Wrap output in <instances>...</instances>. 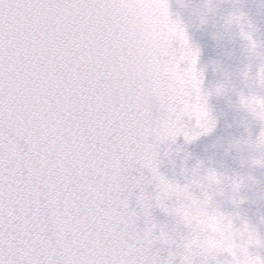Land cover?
Instances as JSON below:
<instances>
[{"label":"snow or ice","instance_id":"6c2138e0","mask_svg":"<svg viewBox=\"0 0 264 264\" xmlns=\"http://www.w3.org/2000/svg\"><path fill=\"white\" fill-rule=\"evenodd\" d=\"M150 0H0V264H157L137 232L174 135ZM160 113L153 119V110ZM132 170L149 176L130 177Z\"/></svg>","mask_w":264,"mask_h":264},{"label":"clouds","instance_id":"9594fccd","mask_svg":"<svg viewBox=\"0 0 264 264\" xmlns=\"http://www.w3.org/2000/svg\"><path fill=\"white\" fill-rule=\"evenodd\" d=\"M147 14L175 121L156 145L180 168L166 179L155 151L168 186L157 207L170 223L152 225V247L166 250L153 256L264 264V0H150Z\"/></svg>","mask_w":264,"mask_h":264},{"label":"water","instance_id":"95a60500","mask_svg":"<svg viewBox=\"0 0 264 264\" xmlns=\"http://www.w3.org/2000/svg\"><path fill=\"white\" fill-rule=\"evenodd\" d=\"M160 113L157 110H153V119H159ZM206 141H201L200 143H204ZM149 143H155V138H150ZM184 144L183 138L179 137L177 138V141L174 145H172V150L175 152L176 148L182 147ZM190 151H192L194 154H199L200 152V144H195L190 146ZM155 151L158 153L159 158V164H158V171L161 175H163L168 180H173L174 178L179 177V160L177 159L175 161V164H172L169 162V160L165 157V145L159 144L156 145ZM130 177H134L139 179L141 175L147 177L149 176L147 170H132L129 173ZM146 187H145V195L150 197L153 202V207L151 209V215L149 217H144L143 214L140 211V208L137 204V197L140 195V189H134L132 194L129 195L127 191H125L123 194H121L120 199L128 200L129 205V211L135 210L138 213V220L136 225L137 232H143L146 228L151 227L153 224L156 225H164L170 223V218L167 217L164 213L161 212V210L155 206V195H156V188L154 184L147 183L145 181ZM154 236H159V231L156 230L153 233ZM152 255H155L156 253H160L161 257H166V250L162 248L161 245L156 244L151 249Z\"/></svg>","mask_w":264,"mask_h":264}]
</instances>
